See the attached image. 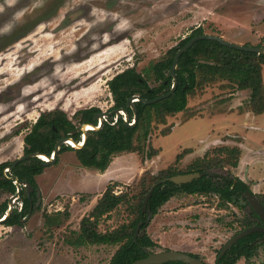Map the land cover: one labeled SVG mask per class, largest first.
<instances>
[{"label":"rangeland","instance_id":"1","mask_svg":"<svg viewBox=\"0 0 264 264\" xmlns=\"http://www.w3.org/2000/svg\"><path fill=\"white\" fill-rule=\"evenodd\" d=\"M198 25L204 33L234 43L264 46V0H0V163L24 153L23 137L40 112L62 111L77 127L80 109L110 111L108 79L129 66L143 70ZM147 79L150 85L156 83L152 75ZM262 81L264 86V64ZM222 83L218 79L197 87L185 110L167 116L164 123H152L150 144L157 151L150 158L142 161L144 152L136 151L115 154L116 169H122L117 179L104 180L72 149L59 152L56 161L35 176L41 201L24 223H0V264H107L116 245L73 246L65 241L105 186L115 182V192H132L139 188L135 182L144 168H184L204 154L224 156L226 152L216 150L220 146L238 149L237 166L225 168L245 178L250 190L264 198V111L248 108L246 89ZM187 147L175 162L176 154ZM255 149L260 156H250ZM247 157L248 179L239 165ZM225 168L214 171L223 174ZM10 196L0 188V204L8 205ZM218 201L213 194L172 196L145 227L157 244L153 251L187 247L213 264L226 240L242 228L240 221L249 210L232 203L222 207ZM65 206L70 216L62 226L43 225V212ZM185 206L190 220L184 221L185 211L171 214ZM196 210L199 213L193 214ZM129 217L121 204L100 219L99 229ZM234 264H264V241L251 258L240 257Z\"/></svg>","mask_w":264,"mask_h":264},{"label":"trees","instance_id":"2","mask_svg":"<svg viewBox=\"0 0 264 264\" xmlns=\"http://www.w3.org/2000/svg\"><path fill=\"white\" fill-rule=\"evenodd\" d=\"M202 33H204L202 26H195L186 36L180 39L178 44L170 47L165 56L151 61L143 70L137 71L133 66H129L108 79L107 86L113 99L110 110L115 107L123 108L127 113L128 122L133 118V110L127 104V99L132 95L139 97L133 100L136 119L132 125L124 123L121 117L122 114H118L114 121V114H112L106 120H103L99 127L88 129L81 146L73 147L62 143L57 154L63 150L72 149L83 165L99 170L107 167L113 155L124 151L144 152V156L141 158L142 161L150 158L157 151L150 144L152 123H164L167 116L185 110L188 96L192 95L197 87L205 83H215L218 79L223 81V86L234 85L236 89H246L248 108L253 113L263 112L262 65L264 64V53L231 47L208 38L195 40L191 46L180 54L175 69L177 83L173 92L156 101L144 102V99L155 98L171 88L173 78L170 74V66L176 50L191 37ZM258 45L260 46V44ZM150 75L156 81L153 85H150L147 79ZM97 111H100L97 106H89L78 110V124L84 122L96 124L97 120L93 119V115ZM75 128L76 125L62 111L40 112L30 130L23 137L25 143L23 154L36 151L51 155L57 138L67 136L73 138L75 142L80 140L79 132L70 133ZM168 132L169 130L164 131L163 134ZM189 149L187 147L178 152L175 162L179 161ZM216 150L226 153L222 157L217 156L215 158L204 154L194 158L184 168L168 165L156 172L145 169L135 182L139 188H133L132 192L129 190L115 192L113 187L116 183L107 184L93 207L81 217L78 229L71 230V236L65 238V241L73 246L87 244L116 245L107 264H129L146 256L147 251H153V247L157 245L145 231L147 224L144 223L140 226V229H144V233L139 234L138 231L135 238H133L137 225L145 218V212L141 210V206L147 194L146 205L150 208V219L171 196L183 192L216 195L219 200L218 204L222 207L229 203L240 208L247 205L242 192L249 188L248 184L238 176L232 175L225 168L226 164L231 167L237 165L238 149L220 146ZM42 161L37 156L27 157L18 161L7 172H4V168L9 167L12 161L1 162L0 188L13 194L16 190L14 178L18 181H27L36 188L35 175L43 170ZM215 168H225L226 170L223 173L225 178L206 173L180 184H176L169 179L174 174L184 172H215ZM256 196L264 207V198L260 195ZM19 198L21 209L18 210L12 207L2 223L22 225L24 223L23 218H26L36 208L34 206L36 201L35 189L27 195L26 188H21ZM30 202L32 203L31 210ZM121 204L126 205L128 215H130L128 220L111 228L99 229L100 219L108 218L111 211ZM7 208V203L3 201L0 204V218L5 215ZM69 216L70 212L67 206L53 212H43V225L47 228H58L68 220ZM253 223H260V221L257 214L249 207L240 224L243 228ZM262 235H264V232L254 231L239 238L221 255H218V251L213 264H234L240 257L245 259L252 257L257 250L260 243L259 238ZM189 254L199 257L193 253ZM161 264L189 263L172 260ZM202 264L209 263L203 261Z\"/></svg>","mask_w":264,"mask_h":264},{"label":"water","instance_id":"3","mask_svg":"<svg viewBox=\"0 0 264 264\" xmlns=\"http://www.w3.org/2000/svg\"><path fill=\"white\" fill-rule=\"evenodd\" d=\"M200 38L214 39V40H217V41H219L225 45L231 46V47L244 49V50H248V51H253L256 53H264V46L234 43V42H231L229 40L224 39L220 35L213 34V33H202L199 35H195V36L191 37L184 45L179 47L173 56L172 64L170 66V74L172 75V78H173L171 88L167 92L160 94V95L156 96L155 98L144 99V102L156 101L162 97L168 96L169 94H171L173 92V90L176 86V83H177L176 75H175V69L177 68L179 56L184 50H186L189 46H191L195 40L200 39ZM138 98L139 97L137 95H132L127 99V104L133 110L132 121H130V122L127 121L128 120L127 113L125 112V110L123 108L115 107L110 111H101L100 110V111L95 112L93 115V119L97 120L98 124H93L95 126L94 128H97L101 125L103 115L108 117L112 114H114V115L123 114L124 115V119H123L124 123L132 125L133 121H135V119H136V113H135V108L133 105V100H136ZM86 124L87 123H83L80 127L70 131V133H73L76 131L83 132L81 142H80L81 144L84 141L85 136H86V135H84V132L86 131L84 129V125H86ZM91 129H93V128H91ZM70 138L71 137H67V136H62V137L57 138L56 142H55L54 149L52 151V154L48 155L50 157L47 160H43L42 164L45 166V165H48V164L54 162L60 145L64 142H66ZM71 139H73V138H71ZM81 144H79V146H81ZM79 146H77V147H79ZM73 147H76V146H73ZM39 154H42V153L33 151V152L26 153V154H22L21 156L17 157L16 159H14L11 162V165L8 167V169H11L18 161L25 159L27 157L37 156L41 159H44ZM44 155L46 156V154H44ZM206 173L208 175H213V176L225 178V176L220 172H205V171L197 172V171H194V172H184V173L174 174V175L170 176L169 179L176 184H180V183L190 181L192 178L198 177L199 175H203ZM14 183L16 184V190L10 196V202L8 204L7 211H6L5 215L0 218V223L3 222L5 216L10 212L11 208L13 207V201L16 197H18V195L20 193V184L21 183H24V185L26 186L27 195H29L30 191L35 189V195H36V201L34 204L35 206H37L39 204V202L41 201L40 190L37 187L34 188L33 186H31V184L29 182L18 181L16 178H14ZM147 196H148V194L145 196V198L142 202V206H141V210L145 212V218L142 222H139V224L137 225L135 232H134V235H133V238H135L138 231H139V234L144 233V229L143 228L140 229V226L142 223L147 224L149 219H150V215H151L150 208H149V206L146 205ZM242 196L244 197V199L246 200L248 205L252 208V210L258 215V217L261 221V224H252V225H249L245 228L238 230L236 233H234L232 236H230L227 239V241L221 247L218 255H221L222 253H224L239 238H241V237H243V236H245L251 232H254V231H263L264 232V208H263V206L258 201V199L254 195V193L251 192L250 190H244L242 192ZM31 208H32V204L30 203V210H31ZM262 238L264 239V236ZM172 260H180L182 262L189 263V264H202V260H200L199 258H197L195 256H192L191 254H189L187 252L179 251V250H169V249L161 250V251H147L146 256L138 258L129 264H161L163 262L172 261Z\"/></svg>","mask_w":264,"mask_h":264},{"label":"crops","instance_id":"4","mask_svg":"<svg viewBox=\"0 0 264 264\" xmlns=\"http://www.w3.org/2000/svg\"><path fill=\"white\" fill-rule=\"evenodd\" d=\"M81 140V139H80ZM79 140V141H80ZM72 146V145H71ZM255 151V153H253V154H250V156H253L254 154H259V156H260V154L262 153L260 150H257V149H255L254 150ZM260 151V152H259ZM118 154V153H117ZM250 156H248V157H250ZM248 157L245 159V160H241L240 159V161H239V165L241 166V165H243L244 166V177H246L247 179H248V177L246 176V174H245V172H246V170H247V165H248V163H249V161L250 160H248ZM252 161H253V159H254V157H252V158H250ZM56 160V159H55ZM145 160V159H144ZM112 166H113V171H110V169L112 168ZM237 166V165H236ZM235 166V167H236ZM116 167H117V164H116V162H114V155L112 156V158H111V160L109 161V163H108V165H107V167L105 168V169H103V170H99V169H97V171H98V176H101V177H103L104 176V180H109V179H117V177L120 175L119 174V171H122V169H119V170H117L116 169ZM144 169H147V168H144ZM144 170H142V172H143ZM141 172V173H142ZM38 175V174H37ZM247 175H250V174H247ZM36 176V175H35ZM238 176V175H237ZM239 177V176H238ZM240 179H242L244 182H246V180H245V178H241V177H239ZM103 180V179H102ZM36 182L38 183V180H36ZM112 183H114V182H112ZM247 183V182H246ZM248 184V183H247ZM106 187V186H105ZM253 192V191H252ZM185 192H183V194H184ZM178 194H180L181 195V193H178ZM177 194V195H178ZM185 194H187V193H185ZM188 194H190V193H188ZM194 194H197V193H194ZM173 196H176V194L175 195H173ZM172 197V196H171ZM170 197V198H171ZM169 198V199H170ZM169 199L167 200V201H165L160 207H159V209L166 203V202H168L169 201ZM97 200V199H96ZM172 200V199H171ZM170 200V201H171ZM95 203H96V201H95ZM94 203V204H95ZM93 207V206H92ZM91 207V208H92ZM189 207L188 206H185V207H178L176 210H173V212H171V214H173V216L176 214V213H178V212H180V211H185V219H184V221H187V220H190L191 218L189 217V216H187V209H188ZM159 209H158V211H159ZM157 211V212H158ZM194 211V210H193ZM157 212L154 214V215H156L157 214ZM195 213H199V211L198 210H196L193 214H195ZM153 215V216H154ZM152 216V217H153ZM197 216V215H196ZM196 216H194V219H196ZM151 217V218H152ZM151 220V219H150ZM190 224L191 225H194V222L193 223H191L190 222ZM150 236V235H149ZM151 238V237H150ZM181 250H184V251H188V252H194V250H191V248H180Z\"/></svg>","mask_w":264,"mask_h":264},{"label":"flooded vegetation","instance_id":"5","mask_svg":"<svg viewBox=\"0 0 264 264\" xmlns=\"http://www.w3.org/2000/svg\"><path fill=\"white\" fill-rule=\"evenodd\" d=\"M84 123H86V122H84ZM83 123H79L78 124V126L77 127H80L81 125H82ZM76 127V128H77ZM75 128V129H76ZM74 130V129H73ZM72 131V130H71ZM87 131V130H86ZM76 132H79V133H81V131H76ZM76 132H73V133H71V134H74V133H76ZM62 137V136H61ZM69 145H71V144H69ZM43 160V159H42ZM8 171H9V169H8ZM7 172V171H6ZM249 186V185H248ZM21 188L23 189V188H26V186L24 185V183H21L20 184V190H21ZM247 190H250V187L247 189ZM251 192H252V190H250ZM31 192V191H30ZM27 194V193H26ZM30 194V193H29ZM254 195L256 196V194L254 193ZM17 198H19V195H18V197ZM244 198V197H243ZM256 198H257V196H256ZM258 199V198H257ZM246 201V200H245ZM258 201H259V199H258ZM20 202V205L18 204V205H13V207H15V208H17L18 210H20L21 209V201H19ZM260 202V201H259ZM31 203V202H30ZM32 204V203H31ZM35 204V203H34ZM262 205V204H261ZM35 206V205H34ZM263 206V205H262ZM20 207V208H19ZM247 207H250L249 205H248V203H247ZM251 208V207H250ZM264 208V207H263ZM252 209V208H251ZM258 216V215H257ZM258 220L260 221V219H259V217H258ZM253 224H261V221H260V223H253ZM250 225H252V224H250ZM247 227V226H246ZM243 228H245V227H243ZM242 229V228H241ZM261 232H263V231H261ZM264 235H262L261 236V238H259V240H260V242H261V240H263L264 241V239L262 238ZM227 241V240H226ZM221 249V248H220ZM220 251V250H219ZM190 253H193V254H196L195 252H190ZM218 254H219V252H218ZM196 255H198V254H196ZM193 256V255H192ZM199 256V255H198ZM216 256V255H215ZM197 258H199V257H197ZM251 258V257H250ZM200 259V258H199ZM200 260H202V259H200ZM204 260H202V262H203Z\"/></svg>","mask_w":264,"mask_h":264},{"label":"bare ground","instance_id":"6","mask_svg":"<svg viewBox=\"0 0 264 264\" xmlns=\"http://www.w3.org/2000/svg\"><path fill=\"white\" fill-rule=\"evenodd\" d=\"M95 126L93 124H90V123H87L86 125H84V129L85 130H88V129H91V128H94ZM67 142L69 144H71L72 146H79V144H81L80 142L76 143L73 139H68ZM42 158H44L43 160H47L50 156L48 155H44L43 153L42 154H39Z\"/></svg>","mask_w":264,"mask_h":264},{"label":"built area","instance_id":"7","mask_svg":"<svg viewBox=\"0 0 264 264\" xmlns=\"http://www.w3.org/2000/svg\"><path fill=\"white\" fill-rule=\"evenodd\" d=\"M106 119H107V116L103 115V116H102V121H103V120H106ZM115 120H116V117H114V121H115ZM96 124H98V121H97ZM81 137H82V134H81ZM78 142H81V140L78 141ZM64 143L69 144L67 141L64 142ZM6 171H8V167L4 168V172H6ZM16 199H17V197L14 199L13 202H15ZM18 204L20 205V202H18ZM19 208H20V207H19Z\"/></svg>","mask_w":264,"mask_h":264}]
</instances>
